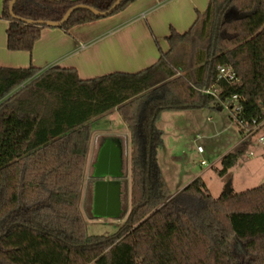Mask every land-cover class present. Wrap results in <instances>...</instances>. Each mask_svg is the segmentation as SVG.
Returning <instances> with one entry per match:
<instances>
[{
    "label": "trees",
    "instance_id": "16d2710c",
    "mask_svg": "<svg viewBox=\"0 0 264 264\" xmlns=\"http://www.w3.org/2000/svg\"><path fill=\"white\" fill-rule=\"evenodd\" d=\"M10 1L1 13L7 47L31 51L43 27L13 17ZM115 1L17 0L13 12L59 21L74 5L105 11ZM133 1L123 0L112 14ZM100 18L78 10L60 28ZM167 42L168 51L136 73L82 79L72 67L41 74L34 66L0 67V264H264V184L214 197L197 177L172 194L158 164L157 125L164 111L204 108L234 95L242 108L237 118L264 117V0H209L188 30H172ZM218 65L232 68L238 82L219 80ZM210 87L219 94L202 91ZM114 110L130 135L131 178L121 180L119 217L126 220L115 235L92 236L80 201L93 123ZM249 146L241 142L224 155L219 173ZM95 181L86 191L91 218Z\"/></svg>",
    "mask_w": 264,
    "mask_h": 264
},
{
    "label": "crops",
    "instance_id": "0c3cea01",
    "mask_svg": "<svg viewBox=\"0 0 264 264\" xmlns=\"http://www.w3.org/2000/svg\"><path fill=\"white\" fill-rule=\"evenodd\" d=\"M207 2L209 0H135L117 13L69 30L43 27L33 49L27 51L8 49V21L1 17L4 0H0V67L34 66L40 70L39 74L53 66L72 67L82 79L114 72L136 73L156 63L160 52L169 49L167 37L171 31L186 32L198 12L206 10ZM109 115L120 114L114 110ZM124 134L126 141H130L127 125ZM100 136L93 129L88 156L96 155L102 147ZM242 138L234 148L243 142Z\"/></svg>",
    "mask_w": 264,
    "mask_h": 264
},
{
    "label": "rangeland",
    "instance_id": "374dc122",
    "mask_svg": "<svg viewBox=\"0 0 264 264\" xmlns=\"http://www.w3.org/2000/svg\"><path fill=\"white\" fill-rule=\"evenodd\" d=\"M234 112L235 108L231 110L228 102L219 103L217 99L204 108L162 112L157 123L163 136L162 146L158 150V164L172 194L179 192L197 177L204 180L214 197L220 196L227 188L234 193H241L264 184V146L257 142L251 144L227 172L219 173L222 157L233 151L235 143L242 138L241 128L233 119ZM93 127L95 134L104 135L100 136L102 145L105 140L113 138L122 146L121 180H127L130 184L131 146L124 136L126 124L122 117L105 116ZM199 146L203 152L198 150ZM250 152L254 155H250ZM98 154L99 151L94 156L92 153L88 156L80 208L88 235L112 236L119 232L126 217L91 218L86 210V191L95 179L94 166ZM128 187L129 202L130 185ZM232 249L241 258L246 255L237 240L232 242Z\"/></svg>",
    "mask_w": 264,
    "mask_h": 264
},
{
    "label": "water",
    "instance_id": "95a60500",
    "mask_svg": "<svg viewBox=\"0 0 264 264\" xmlns=\"http://www.w3.org/2000/svg\"><path fill=\"white\" fill-rule=\"evenodd\" d=\"M17 0H11L9 4L10 13L19 21L30 25L42 27H60L67 22L69 17L78 10H86L94 15L106 17L112 14L123 0H116L115 3L105 11L98 10L87 4H77L70 7L63 18L59 21L33 20L18 17L13 12V6ZM221 109V107H220ZM93 197V215L97 218H119L122 211L121 201V178L122 172V148L113 138L107 139L99 150L98 159L95 163ZM230 188L226 192H231Z\"/></svg>",
    "mask_w": 264,
    "mask_h": 264
},
{
    "label": "built area",
    "instance_id": "2783aa9c",
    "mask_svg": "<svg viewBox=\"0 0 264 264\" xmlns=\"http://www.w3.org/2000/svg\"><path fill=\"white\" fill-rule=\"evenodd\" d=\"M217 70L219 80H225L231 84L238 82L239 78L232 68L224 65H218ZM202 91L206 94L217 95L219 94L220 89L218 87H210L204 88ZM226 102L229 103V107H232L233 109L235 108L233 116L241 128L243 142H250V145L257 142L264 146V117L261 119L254 118L252 121L239 119L237 118V115L241 112L242 108L239 103L238 95L232 96ZM198 150L203 152V148L201 146L198 147ZM250 155H254V153L250 152ZM202 163L205 164L206 161L203 160Z\"/></svg>",
    "mask_w": 264,
    "mask_h": 264
}]
</instances>
